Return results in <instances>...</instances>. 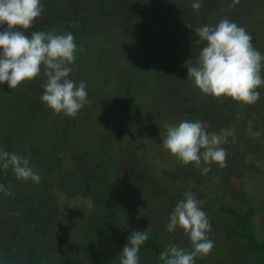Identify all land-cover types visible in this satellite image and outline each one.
Masks as SVG:
<instances>
[{
    "label": "trees",
    "instance_id": "obj_1",
    "mask_svg": "<svg viewBox=\"0 0 264 264\" xmlns=\"http://www.w3.org/2000/svg\"><path fill=\"white\" fill-rule=\"evenodd\" d=\"M193 2L42 0L44 12L25 34L54 28L74 35L84 51L76 53L70 78L86 82L88 98L72 118L55 114L42 102V74L15 90L0 84V149L27 157L41 175L40 182L34 183L17 180L11 169H0V184L10 185L12 193H0V210L4 199H12L13 204L10 211H0V219L6 216L9 220L8 224L0 221V231L7 235L6 241L0 238V264H62L63 260L69 264H119L122 242L149 224L151 232L143 249L157 264H163L159 255L171 242L165 240L169 235L165 230L157 232L158 221L150 215L152 221L144 224L141 220L135 229L128 228L134 210L145 204L153 212L154 207L138 187L127 158L138 161L141 156L151 161L153 151H162L168 155L167 167L174 155L162 147L164 124L178 125L183 120L201 121L209 134L226 138L221 145L229 157L224 188L233 195L232 205L223 206L224 198L211 203L217 213L209 238L214 241L215 229L223 223L219 219L228 218L237 229V240L256 254L252 262L264 264V246L251 230L254 218L264 212V202H258V194L254 196L243 186L237 192L232 181L234 176L247 179L244 171L264 161V145L257 144V140L264 142V129L257 131L260 135L255 139L251 135L257 124L264 126V85L253 105L215 98L203 94L188 79L186 66L188 61L195 63L205 46L203 41L197 43L194 29L215 26L224 18L244 27L264 55V0H240L235 8H230L233 0H199L198 11L192 8ZM261 74L264 76V70ZM165 79L176 81L178 87L171 89ZM157 81L164 89L170 88L168 98L153 96ZM148 98L160 100L152 104ZM163 104L168 105L163 111L173 108V117L158 108ZM254 114L263 117L252 119ZM154 146L158 149L152 150ZM187 166L186 172L184 168L174 170L185 182L197 183L202 174L195 165ZM194 168L197 174L192 173ZM260 181L264 189L262 175ZM146 183L150 193H157L155 181ZM176 191L173 186L172 193ZM14 212L20 214L11 215ZM182 237L179 240L184 242V233ZM84 241L89 245L70 249L71 242ZM207 258H202L205 264Z\"/></svg>",
    "mask_w": 264,
    "mask_h": 264
},
{
    "label": "clouds",
    "instance_id": "obj_2",
    "mask_svg": "<svg viewBox=\"0 0 264 264\" xmlns=\"http://www.w3.org/2000/svg\"><path fill=\"white\" fill-rule=\"evenodd\" d=\"M240 0H233L235 8ZM192 8H201L194 0ZM44 12L42 0H0V84L11 90L41 74L45 78L42 102L55 114L63 113L75 118L87 103L86 82L77 83L70 78L78 47L71 32L51 31L25 32L32 28ZM6 26V27H5ZM191 29L190 25H187ZM203 41L194 64L187 62L188 79L205 95L215 98L228 97L236 102L253 105L260 99L258 89L264 85V55L252 43V36L244 27L224 18L215 26L204 25L194 29ZM166 134L161 137L162 147L174 155L182 165L194 164L202 174L211 171L215 163L227 167V150L222 147L226 138L209 134L201 121L183 120L178 125L164 124ZM253 139L259 132L251 133ZM205 165L201 167V165ZM0 169H11L17 180L39 183L41 175L30 166L27 157L0 149ZM11 186L0 184V193L11 196ZM202 201L192 191L172 209L167 231L178 228L191 242V250L169 243L160 253L163 264H195L197 257L209 255L214 242L208 238L211 224L202 210ZM14 212L11 215H19ZM151 226L144 231H133L128 243L119 254V264H140V249L149 239Z\"/></svg>",
    "mask_w": 264,
    "mask_h": 264
},
{
    "label": "rangeland",
    "instance_id": "obj_3",
    "mask_svg": "<svg viewBox=\"0 0 264 264\" xmlns=\"http://www.w3.org/2000/svg\"><path fill=\"white\" fill-rule=\"evenodd\" d=\"M165 81L168 83V86L173 89L177 88L178 85L176 84V81L174 80H168L165 79ZM101 86V85H100ZM164 89L159 81H157L153 86L151 92L154 94V97H161V98H168L170 88ZM104 93L100 89V94ZM152 104H156L159 102L160 99H147ZM168 106L166 104H163L159 106L158 108L162 110V107ZM264 111V108H261ZM164 115L171 118L173 115H171L174 110L170 111H163ZM260 118L263 117V114H254L252 116L253 118ZM258 126V127H257ZM257 132L258 130L264 129V126L262 123L257 124ZM254 131V130H252ZM251 135L249 134V141H250ZM257 144H263L264 142L262 140H257ZM223 143L222 145H224ZM255 144V145H257ZM158 146H154L152 150H157ZM227 159V165H228V159ZM128 166L130 170L132 171L135 179H138L139 181V188L142 189L143 193H145V197L148 201L151 202V206L154 207L153 212L152 210L149 211L148 208H150L149 205L143 204L139 207V210H134L130 216L129 219V230L135 229L142 221H144V224L148 221H152L150 219V215H152V218L154 217V221H158V233L165 230L167 237L165 240L167 242H171L173 244H176L179 247H182L186 250H191V242L188 238V236L185 235V241H180L179 239H183V231L181 229H177L174 233H169L167 231V223L169 215L172 211V209L175 207V204H172L174 201H180L181 199H184V194L188 191H192L196 194L197 199L202 201L201 207L202 210L207 213L208 219L210 221V224L212 225V221L216 217L215 210L212 209L211 203L215 200L218 202H221V198H224V201H222L223 206L228 207L230 204L232 205V197L233 195L231 193L225 192V183L227 180V167L225 169L219 168L216 164L211 165V171L207 174H202L200 169V174H202V177L200 179H197V183L192 182H185L184 178L179 176V173L174 169H181L184 168V171L186 172L187 165H182L175 156H171L169 158V162L167 163V167H165L166 162L168 161V155L165 152L162 151H153L152 152V159L149 160H143L141 156L138 157V161H133L131 157L127 158ZM194 165V164H193ZM205 165H201V167H204ZM242 170V168H241ZM183 171V172H184ZM193 171L192 173L197 174L195 168L191 169ZM170 173H174L175 175H178L176 177H169L168 175ZM246 174L245 176L247 179H239L237 177H233V183L235 184L237 188V192H239L238 188L240 186L245 187L248 191H252V194L255 196V193L258 194L256 196L258 198V202H264V189L261 184V175L264 177V161L261 163H258L255 167L248 168L247 172L244 171ZM150 181H155L159 188L154 189V192L157 193H150L144 186L146 182V185H150ZM172 183V184H171ZM176 187L177 191L176 193H172V187ZM171 190V192H170ZM124 188L120 189V192L123 193ZM118 193V196L120 194ZM170 195V196H169ZM177 196V197H175ZM146 198H144L146 200ZM6 203H3L1 208V213L8 212L12 208V199H4L3 200ZM141 203V202H139ZM230 205V206H231ZM229 206V207H230ZM0 221H4L5 224L9 223L8 218L6 216H2ZM220 222H223L220 227H217L215 229L214 233V248L212 249L211 253L206 256L213 258V261H210L207 258L206 264H250V262L253 261L254 254L253 252L247 251L246 246H244V243L237 240L235 232L237 229H234V225L232 221H230L228 218L226 220L225 217H221L219 219ZM124 223V221H121ZM225 222H230L228 224H225ZM255 224L253 225L254 228H251L252 232L257 234L258 236V244H261L264 246V212H259L257 216L254 218ZM231 229L233 231H231ZM208 235V234H207ZM0 238L3 241L7 240V235L5 231H0ZM209 238V236H208ZM82 238H80L79 242H81ZM210 239V238H209ZM2 242H0L1 244ZM128 243V241H124L121 244L122 246H125ZM81 244L89 245L88 242L84 241L83 243L77 244L76 242H71L70 249L74 250L76 247L80 248ZM115 248V247H113ZM116 249V248H115ZM123 250V249H122ZM120 250V253L122 252ZM111 251L109 250L108 253ZM220 257H217L219 256ZM140 264H157L150 255L143 249V246L140 249ZM258 259H261V256L257 257ZM61 262V259L60 261ZM202 262L204 263V260L202 258L197 257L195 260V264H199ZM62 264H69L67 261L63 260ZM254 264V262H252Z\"/></svg>",
    "mask_w": 264,
    "mask_h": 264
},
{
    "label": "crops",
    "instance_id": "obj_4",
    "mask_svg": "<svg viewBox=\"0 0 264 264\" xmlns=\"http://www.w3.org/2000/svg\"><path fill=\"white\" fill-rule=\"evenodd\" d=\"M217 257H220V255H219V256H217ZM210 261H213V258H210ZM261 264H263V263H261Z\"/></svg>",
    "mask_w": 264,
    "mask_h": 264
}]
</instances>
